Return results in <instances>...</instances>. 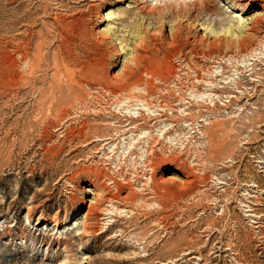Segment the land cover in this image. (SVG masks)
<instances>
[{"label":"rangeland","instance_id":"obj_1","mask_svg":"<svg viewBox=\"0 0 264 264\" xmlns=\"http://www.w3.org/2000/svg\"><path fill=\"white\" fill-rule=\"evenodd\" d=\"M129 1L0 0V264H264V16L240 45L197 23L253 0H148L164 8L127 21L129 43L154 35L127 70L94 27Z\"/></svg>","mask_w":264,"mask_h":264},{"label":"bare ground","instance_id":"obj_2","mask_svg":"<svg viewBox=\"0 0 264 264\" xmlns=\"http://www.w3.org/2000/svg\"><path fill=\"white\" fill-rule=\"evenodd\" d=\"M129 2L132 6L130 4L126 6V8L129 10L128 14L115 13L112 11H109L108 13L105 14V12L100 7L101 9H99V11H98L96 27H94L95 28L94 29V38L96 39L99 47L101 46L102 48H104V47L111 46L113 48H116L117 45L120 46L122 51L125 53V57H124V61H123V69L125 68L127 70H128V68H131L132 66H137L139 64L142 65V63L145 62V60H146L145 51L148 50V47H149L148 42L150 41V40H148V38L152 39L154 37L152 32H147L146 33L147 35H145V36H142V35L140 36L139 34H136V35H134V41L129 43L127 36L129 37L130 33L126 29L127 21L130 18H133V16H146V17L153 16V15L157 14V12H159V10L164 8L163 6L158 5V4L151 5V3L148 2V0H146L145 1L146 3H144L140 7H137L134 5L135 0H130ZM163 2H165V1L163 0ZM200 2H201V4H203L205 6V9L208 12L211 11L209 0H201ZM200 2H197V3L199 4ZM193 4H195V3H193ZM165 5H168V4H164V6ZM109 6L111 7L112 5H109ZM109 6H104L103 9L105 10V8L107 9ZM247 6L251 9H255L253 11V14L251 15V17H249V16L245 17V15H244L245 13L236 11L235 13H233L232 16L234 17V19L238 20V23L231 24L225 30L216 31V30L210 29V27L206 26L203 22H201L199 24L197 23V26L200 28V30L202 29L204 31L211 32V34L214 35V38H217V37L219 38L221 33L225 32V34L231 38L232 42H237L240 44V43H242V41L244 42V40L247 39L252 34L253 31H255V26L257 23L255 21L256 18L257 17L261 18L259 16H264V0H262V1H255V0L250 1L247 4ZM196 7H198V6H196ZM169 8H170V6H169ZM127 16H132V17H127ZM176 20L169 21L168 24L166 23L167 24L166 27L169 28L172 36L173 35L176 36L178 34V32L181 29H183L182 27L185 26L183 23H181V21L177 22ZM103 24H105V25L103 26ZM131 37H133V36H131ZM176 38H179V37H176ZM239 44H238V46H239ZM150 46H151V44H150ZM252 51H254V52H252ZM251 52L252 53L257 52V48H254L253 50L251 49ZM252 56H253V54H252ZM25 57H26V55H25ZM139 67H141V66H139ZM148 110L152 111L151 112L152 115L156 111V110H153L152 107L149 105H148ZM158 132L160 133V135H161V133H164L163 130L158 131ZM145 135H146V137H148V143L155 136L151 132H148V133L146 132ZM145 135H144V137H145ZM144 137H140V138H144ZM147 157H148V153L145 156H142V160H143L142 162H144L146 164V166L149 167V169H150V167H152V165L148 164L149 162H147L148 160H146ZM150 174H151L150 183H154V184L157 183L159 181V179L156 176L157 174L154 172H152ZM88 191L90 192V194H92V197L90 199H88L86 201V203L84 202L81 205V208H87V209H86V211H84L82 213V217L78 219V223L76 222V224H79V225L82 224L84 227V230L81 233V238L82 237L84 238V236L91 231L92 228L90 226V221L92 220L93 214L95 212V207L99 206V204L102 200V196H103L101 188H94L91 190L89 189ZM81 219H83V220H81Z\"/></svg>","mask_w":264,"mask_h":264}]
</instances>
